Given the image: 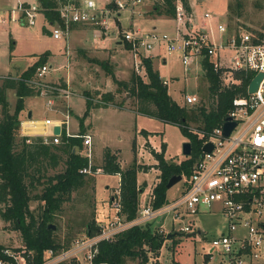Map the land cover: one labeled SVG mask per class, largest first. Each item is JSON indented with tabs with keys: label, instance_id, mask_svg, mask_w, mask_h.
<instances>
[{
	"label": "built area",
	"instance_id": "2783aa9c",
	"mask_svg": "<svg viewBox=\"0 0 264 264\" xmlns=\"http://www.w3.org/2000/svg\"><path fill=\"white\" fill-rule=\"evenodd\" d=\"M145 0H109L105 5H97L95 0H57L55 11L63 26L54 24L51 35L61 38L73 24L104 25L106 29L114 27L118 36L121 35L133 53L135 68L142 65V57H149L156 46H163L169 53L178 52L184 71L189 72L194 65L205 73L201 62L208 58L213 69L218 73L221 89L225 87H241L242 76L251 75L245 86L244 94H237L232 100V106L227 111V117L235 123L228 134L223 135V124L213 127L208 132L190 129L196 133L202 144L199 156L192 167V173L186 180V189L159 208H153L149 203L141 204L136 217L127 220L121 208V194L117 188L110 199L112 214L100 230L86 240L79 242L72 249L52 250L44 252L42 264L62 263L66 259L78 264L82 250H87L86 258L94 264L92 258L97 252V243L110 240L117 234L134 225L142 226L148 222L163 219L179 222L186 215L194 216L202 208L219 212L227 229L225 233L212 238L207 255L221 257L219 264H263L264 256V28L253 32L241 30L230 33L225 23H219L218 39L213 40L204 27L192 28V15L183 8L180 0L176 1L175 27L173 33L153 30L127 28L119 31L116 18L119 11L132 13L135 7ZM159 1V0H156ZM113 2L112 7L107 4ZM38 2H18L7 12L12 22L31 26L37 22L40 13ZM204 17H211L205 12ZM2 22V19H0ZM112 21L113 25L109 24ZM262 33V34H261ZM227 53V57L223 54ZM140 54L143 55L140 59ZM68 66V63H67ZM66 66V67H67ZM33 80L28 81L31 88L39 91L45 99V104L51 107L54 96L70 97V88L60 81H47L45 75L52 71L51 64H42L36 68ZM261 74L260 82L254 92L248 87L253 77ZM165 84L166 82L163 81ZM188 105L195 106L199 97L195 94L185 95ZM62 120H44L45 125L60 126V135L65 127L67 137H80L87 159V165L79 169L80 174L95 175L102 169L95 167L92 156V139L89 134L77 135L68 130L70 113L67 111ZM56 122V123H55ZM46 135V134H43ZM54 143L60 142L59 136L50 132ZM43 140L48 142L47 137ZM211 144L209 152L203 146ZM120 185V184H119ZM151 197V196H150ZM151 200V198H150ZM160 224V232L166 234L164 242L171 235L170 230ZM183 233H200V229L189 222L179 229ZM174 232V231H173ZM176 234V233H175ZM164 243V244H165ZM26 250L13 251L4 248L0 264H32L25 256Z\"/></svg>",
	"mask_w": 264,
	"mask_h": 264
},
{
	"label": "rangeland",
	"instance_id": "374dc122",
	"mask_svg": "<svg viewBox=\"0 0 264 264\" xmlns=\"http://www.w3.org/2000/svg\"><path fill=\"white\" fill-rule=\"evenodd\" d=\"M6 1L7 0H0V6ZM95 1L97 5L100 6L101 4L104 5L107 0ZM193 1L195 2V13L200 16L201 19L199 20L201 23L198 24L199 26L197 24V26H195L192 22V28L197 29V27H204L206 25V30L209 32V36L213 40L218 39L219 32L216 27L219 23H225L230 33L241 30H253L258 32V30L264 28V0ZM8 2L13 6L16 3V0H8L7 3ZM156 3V0H152L150 9H153V6ZM135 11H137V8ZM205 12H209L211 17H204ZM115 21L118 25L119 21H117V18ZM204 21H206V24ZM42 23L43 21L39 20L37 24L32 25L31 27L27 26L20 28L14 25V27L9 28L6 32L0 31V72L4 71L5 66L8 67V69L14 66L16 71L25 68L44 54L41 52L46 50L56 52L57 49L64 46L66 42L65 37L55 39L52 35L44 31ZM109 24L113 25L112 21H109ZM171 27V30L168 28L166 31H162L160 28H157L156 30L171 34L175 27V21ZM97 28H100V37L107 36L111 38L110 45L104 49L103 47L98 48L96 50L98 53L91 56V59H93L92 61H86L81 53L76 51L79 60H77L74 67L79 70L77 75L80 76L79 80L77 78V86L82 88V93L86 90L90 95L97 94L98 96L96 97L98 101L101 99V95L104 92H110L113 94L114 103H123L127 98L130 101H133V96H126L129 92V88L120 83H128L135 73L139 74L143 80L147 81L145 67L138 64V70L135 68L133 53L129 49L128 44L122 40L121 35H116V28L109 27L106 29L104 25H97ZM125 28L126 27H119L118 30L122 31ZM50 29L52 28L50 27ZM10 38L15 42L12 51L8 50ZM119 40L121 41V44L115 43ZM5 43V48L7 49H4ZM154 51H165L166 64L155 61L154 67L159 70L161 77L168 82L169 85L167 87L172 100L177 101L178 104L186 106L189 109H192L193 107V111L189 112V118L192 114L198 115V110H196L198 107H204L208 110L214 100L209 94V83L205 79V73L194 65L189 72L186 73L184 71V66H182L181 63V56L178 52L169 53L163 46L155 47ZM227 53L228 52H225L223 54V58L224 56L227 57ZM142 56L143 55L140 54V59ZM69 57L71 60L70 55ZM82 59H84V61ZM44 64H52V71H50V73L55 72L53 68L59 67L61 69V67L65 68L67 66V57L58 54L55 57L50 58L49 61H46ZM69 64L66 67L67 69H69V67L71 68L73 65V63L70 62ZM11 70L14 69L11 68ZM110 70L117 82H115L111 76ZM62 71L64 72L65 70L63 69ZM81 72H83V75H81ZM86 73H88V75H85ZM84 75L85 77H81ZM48 76L49 74L45 75L47 81H49V79H47L49 78ZM85 81H90V83L82 86ZM64 83L70 88V97L68 99L59 96L52 97L53 104H51V107L45 104L43 96L31 98V100L37 105V110L34 113L35 117L41 119L50 117V119L56 118L62 120L64 119L63 115L69 111L70 118L68 122L69 126L72 128L70 133L87 135L89 133L87 127H83L81 120L79 123L76 115H72L73 106L70 104L69 100L76 94V92L69 82L64 80ZM95 87L97 90H95ZM190 94L197 95L200 103L195 106H192L191 104L188 105L185 101V95ZM15 100V92L9 90L7 93V101L11 112L13 111ZM83 106L84 104L82 103V107ZM80 107V105L74 107L76 114L81 112V109H79ZM91 121L93 123L92 128H94V132L91 131V133H93L92 156L94 165L96 160L100 161L102 159L105 144L120 149L123 154L127 153L128 155H131L127 163L124 164L123 169L134 163L139 168L137 174V186L141 190L139 196L141 201L140 205L149 203L153 190L152 188L159 180L160 172L156 169L157 161L153 154V152H156L155 149H158L157 152H159L162 143H164L166 145L164 149L165 159L170 163H179L186 158L181 150L182 144L188 140L186 136L183 135L180 128L175 124L172 125L165 123L160 119L148 117L140 113L139 107H133L127 110H118L113 107L103 108L102 110L93 112ZM199 124H201L199 121L197 122L189 119L190 129L198 130L197 128ZM139 131L141 132L137 135L138 143L136 142V139L131 142L134 133ZM145 139L149 140L144 142ZM76 152L82 156L84 152L83 146H78ZM114 156H116L117 163L120 166L117 155L114 154ZM63 167L64 165L61 163L57 168L53 169V171L50 170L49 174H53V172L59 171L63 169ZM86 176L88 177H84V183L79 188L72 191L70 200L63 203L61 208L54 213V219L51 223V225L55 227L54 240L64 247L62 249H72L79 242L85 241L86 230L90 221H94L98 226L107 223L106 220L99 221V219H95L96 209L93 208L95 199L93 184L95 176ZM107 176L108 175L98 177L96 183L98 191L102 192L104 189L103 183L107 179L111 185H117L116 178L113 176H108L107 178ZM184 180L185 179L182 178L181 181L175 183V185L168 189V201L176 198V196L181 193ZM40 191L41 186H38L36 190L32 191V195L40 194ZM114 191H112L111 196ZM108 194L109 192L105 193L104 191L97 196V199L106 200ZM39 204L40 201L37 199L30 201V209L33 210L35 214L39 211L37 210ZM109 208L112 209L111 207ZM162 220L159 219L152 221L153 228H158L160 224H162ZM189 222L193 227L195 226L199 228L200 233L194 232L192 235V233H183L179 231L180 227L189 224ZM163 224L166 228L165 230H170L171 227H174V230H171V237L168 238L166 243L160 249L159 256L157 258L150 257L147 264H154L155 262H158L159 264H219L221 260L220 256L213 255L212 259H210L206 254L210 248L212 238L221 233H225L227 229V223L219 212L209 211L206 208H202L201 212L194 216L186 215L182 220L174 223L170 220H163ZM0 245L13 251L18 250L19 252L25 248L21 232L12 228V223L1 218ZM86 252L87 250H82V253L79 255L80 260L78 261V264H90V261H88L85 256ZM130 262L135 263L134 261ZM261 262L264 264V256ZM62 263L72 264V261L69 262V260L66 259L65 261H62Z\"/></svg>",
	"mask_w": 264,
	"mask_h": 264
},
{
	"label": "trees",
	"instance_id": "16d2710c",
	"mask_svg": "<svg viewBox=\"0 0 264 264\" xmlns=\"http://www.w3.org/2000/svg\"><path fill=\"white\" fill-rule=\"evenodd\" d=\"M36 1L40 4V12L47 22L63 26L55 11L57 0ZM176 1L159 0L153 10L157 14L174 18ZM180 2L185 11L190 13L189 0H180ZM107 6L112 7L113 2L108 3ZM13 47L14 42L10 40L9 51H12ZM46 60L47 53H44L18 76H0V218L12 223V228L21 232L26 250L25 256L32 264H42L44 252L47 249L57 251L64 248L54 240V230L48 225L52 223L54 213L63 203L70 200L72 191L84 183L86 175L80 174L79 169L87 165V159L76 152V148L82 145V139L67 137L64 130L59 136L58 143H54L49 138L48 142H45L40 136H34V138L19 136L21 125L19 114L24 108L23 100L25 97L39 95V91L31 88L28 81L33 80L36 68L44 64ZM201 64L205 69L209 94L214 102L208 110L198 107L196 109L198 115L192 114L190 118L189 112L193 111V107L189 109L172 100L167 85L163 83L158 71L152 67L149 57L142 58L147 82L135 73L128 83H120L128 87L129 93L135 97L140 113L177 125L191 143V156L179 163H170L165 159L166 145L164 143L159 152H153L157 161L156 169L160 172L158 183L152 188L149 201L151 207L155 209L168 202L166 188L168 180L178 174L185 180L188 179L199 156L202 139L190 130L189 119L199 121L201 124L197 129L205 132L220 125L226 119L227 111L232 106V99L239 93H245V86L251 77V75L242 76L241 87L221 89L218 73L214 71L209 59L204 58ZM110 74L117 82L111 70ZM9 90H13L16 97L12 112L7 101ZM108 103L116 104L113 103V94L110 92H104L96 103H93L92 96L86 93L87 110L94 104L103 107ZM103 156V173L120 175L122 213L127 220H132L140 208L141 190L137 186L139 168L134 163L122 170L116 156L107 148ZM61 163L64 165L63 169L49 174L50 170L53 171ZM38 186H41L40 194L32 195V191ZM185 187L184 181L182 191L186 189ZM36 199L40 201L37 214L30 209L29 205L31 200ZM99 230L100 226L90 221L86 235L90 237ZM165 238L166 234L160 232L159 228H153L151 222L142 226L134 225L124 229L110 240L99 241L92 261L94 264H147L150 257L159 256ZM4 248L0 245V257H3ZM72 264L77 263L73 260Z\"/></svg>",
	"mask_w": 264,
	"mask_h": 264
},
{
	"label": "crops",
	"instance_id": "0c3cea01",
	"mask_svg": "<svg viewBox=\"0 0 264 264\" xmlns=\"http://www.w3.org/2000/svg\"><path fill=\"white\" fill-rule=\"evenodd\" d=\"M7 1L5 2L6 4L3 3L0 6V8H1L0 9V19H2V22L0 21V31L6 32L7 30H9V28L14 27V25L17 27H20V28L27 27L26 25H22L17 21L12 22L10 19H8L7 12L11 8H13V6L16 5L18 2H24V3L32 2V3H34V2H38V1H36V0H16V3L13 6L11 5V3H9V2L7 3ZM108 1L109 0H107L106 2H108ZM151 2H152V0H145L143 4L135 7V9L137 8V11L134 10L132 13H130L129 11H124V10L119 11L118 12L119 17L117 18V21H119L118 22L119 24L118 25L116 24V27L117 28L126 27L125 29H127V28L136 29L137 28L140 30H153V29L160 28V29H162V31H166L168 28L169 30H171V28H172L171 26H172L173 22L175 21L174 18L168 17L164 14H157L156 12H154V10L152 8L150 9ZM189 2H190V8H191L190 14L192 15V19H193L192 21H193V24H195V26H197L198 24L201 23L199 20L201 18H200V16H198L195 13V10H194L195 9L194 8L195 2L193 0H189ZM198 14H200V13H198ZM239 17H240V13H239ZM37 18H38L37 22L39 20L43 21L42 25H43L44 31L51 35L54 24L47 22L46 19L43 17V14L41 12L38 14ZM37 22H36V24H37ZM204 22L206 24V21H204ZM31 26H29V27H31ZM50 27L52 29H50ZM204 28L206 30V25L204 26ZM2 29H4V30H2ZM99 29L100 28H97L96 25L73 24L66 31H64L63 36L61 37V38L65 37V39H66V42H65L63 47L57 49L56 52L51 51V50H46L44 52H41V53H47V60L46 61H49L50 58H53L56 55L60 54V55H65L67 57V63L68 64H69V62L73 63L71 68L69 67V69H67L65 67L67 70L65 68L61 67L62 70L63 69L65 70L64 72L59 67L53 68L55 70V72H51L48 76L49 78H47V79H49V81L52 80V81H60V82H64V80H65V81L70 83L71 87H73L76 94L72 98H70V100H69L70 104H72V106H73L72 107L73 108L72 115H76L77 120H79L78 122L80 123V120H81L83 127H85V128L87 127V130L89 132L88 134L90 135L91 139L93 136V133H91V131L94 132V128H92L93 123L91 121V117L93 116V112H95L97 110H102L103 108H109V107H113V108H116L118 110H121V109L127 110V109H131L133 107H137V103H138L136 101L135 97L133 96V99H134L133 101H130L127 98V100H125L123 103H116V104L108 103L107 106H103V107L95 106V104H94L90 109L87 110V105L85 104V102H86V93H88V92L85 90V92L82 93V88L77 86V82H78L80 76L77 75L79 70L74 67L77 60H79L77 58V55H76L77 52L76 51L80 52L81 55L83 56V58L86 59V61H89V60L92 61L93 59H91V56L98 53V51H96L98 48L103 47V49H104L107 46H109L111 38L107 37V36H101L100 37V34H99L100 30ZM117 34L118 33H116V35ZM61 38H55V39H61ZM10 40H13V39L10 38ZM115 43L121 44V41L119 40ZM5 46H6V43L4 44V49H7V48H5ZM156 48H157V46H156ZM8 50H9V45H8ZM153 51H154V49H153ZM153 51L150 54L149 53L147 54L149 56V58L151 59L152 67L154 68V70L158 71L160 78L162 79V81H165L166 82L165 84H167V86H168L169 85L168 82L161 77L159 70L156 67H154L155 61L161 62L162 64H166L165 51H162V52H155L154 51V53H153ZM68 54L71 56L72 61L70 60V57ZM84 59H82V60L84 61ZM30 65H32V64H29L25 68H22V69L17 70V71L15 70L14 66L11 67L14 70H11V68L8 69V67L5 66L4 71L0 72V76H4V75H12L14 77L18 76L20 73H22ZM51 66H52V64H51ZM69 66H70V64H69ZM81 73H82L81 75H83V72H81ZM85 75H88V73H86ZM85 75L81 76V77H85ZM77 78H78V80H77ZM143 81L147 82L145 80H143ZM89 83H90V81H85V83H83L82 86L89 84ZM95 90H97L96 87H95ZM168 92H169V90H168ZM127 95H131V94L128 92L126 94V96ZM36 96L37 95L25 97L23 100L24 108H23V110H21V112L19 114V119H20V123H21L19 136L20 137H22V136H28V137L40 136L42 138L44 136H46L47 139L48 138L50 139L51 138L50 132L56 124H54L52 126H47V125H45L44 120L49 119V120L56 121L58 119H56V118L50 119V117H45V118L41 119V118L35 117L34 113L37 110V105L34 101L31 100V98L36 97ZM91 96H93L92 97L93 103H96L98 101L96 96H98V95L94 94ZM82 103L84 104L83 107H82ZM79 105L81 106L79 108V109H81V112L79 114H76L74 107L79 106ZM29 114H30V116H29ZM64 129H65V127L63 126V130ZM68 130L69 131L72 130L71 126L68 127ZM140 132L141 131L134 133L131 142H133L136 139V142L138 143L137 135H139ZM43 134H46V135H43ZM20 137L18 138V140L20 139ZM148 140L145 139L144 142H146ZM92 142H93V139H92ZM106 148L109 149L112 154L114 153L115 155H117L119 163H120V167H121V169H123L124 164L127 163L128 159L130 158L131 155H128L127 153L123 154V152H121L120 149H116L115 147H111L108 144H105L103 152ZM157 150L155 149L156 152H157ZM103 158H104V156L102 157V159L100 161L96 160L95 167L102 169ZM105 175L113 176L114 178H116L117 179V185L113 186L110 184L108 179L105 180V182L103 183V188H104L103 190L105 191V193L109 192V194H108V197L106 198V200L105 199L101 200V199H97V196L100 195V193L102 194V192H104V191L103 190H102V192L98 191L96 183H97L98 177L105 176ZM94 176H95V180H94V184H93V187H94L93 190L95 191V199H94L93 208L96 209L95 210V219H99V221H105V220L107 221L110 218V215L112 214V209L109 208L110 207L109 203H110V199H111L110 196L112 194V191L119 188L120 175L119 174L112 175V174L102 172L99 174H95ZM108 176H107V178H108ZM86 177H88V176H86Z\"/></svg>",
	"mask_w": 264,
	"mask_h": 264
},
{
	"label": "water",
	"instance_id": "95a60500",
	"mask_svg": "<svg viewBox=\"0 0 264 264\" xmlns=\"http://www.w3.org/2000/svg\"><path fill=\"white\" fill-rule=\"evenodd\" d=\"M261 74L259 73L258 75H256L255 77L252 78V80L250 81L249 87H248V91L249 92H254L257 89V86L259 84V80H260ZM30 116V114H29ZM231 117H227L224 124H223V135L226 136V134H228L230 132V130L234 127L235 123L233 121H230ZM52 133L55 135H60V126L59 125H55L52 129ZM212 148V145L209 143L207 145L203 146V150L209 152V150ZM182 154L186 157H190L191 156V143L189 141H185L182 144ZM183 178L182 175L178 174L175 175L173 177H171L167 184H166V188L169 189L170 187H172L173 185H175V183L181 181ZM48 227H51L53 230L55 229V227L51 224L48 225ZM191 235V234H190ZM193 235V234H192Z\"/></svg>",
	"mask_w": 264,
	"mask_h": 264
}]
</instances>
